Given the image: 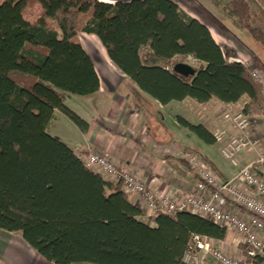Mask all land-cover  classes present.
Wrapping results in <instances>:
<instances>
[{"label": "trees", "instance_id": "trees-1", "mask_svg": "<svg viewBox=\"0 0 264 264\" xmlns=\"http://www.w3.org/2000/svg\"><path fill=\"white\" fill-rule=\"evenodd\" d=\"M208 1L216 10L225 4L233 25L264 47V0ZM37 4L41 14L26 21ZM79 32L100 40L133 83L128 96L138 108L144 100L228 105L248 97L244 113L264 114L250 68L228 61L210 29L173 0H0V229L20 234L53 264H184L194 235L222 240L227 230L189 211L145 223L121 183L88 168L48 131L56 110L89 130L66 105L68 95L100 89ZM190 60L195 75L174 71ZM178 121L217 143L204 125Z\"/></svg>", "mask_w": 264, "mask_h": 264}, {"label": "crops", "instance_id": "crops-1", "mask_svg": "<svg viewBox=\"0 0 264 264\" xmlns=\"http://www.w3.org/2000/svg\"><path fill=\"white\" fill-rule=\"evenodd\" d=\"M185 11L210 29L228 61L258 68L262 71L264 81V69L240 29L230 23L214 22L211 18L206 19L195 12ZM41 12L42 7L37 4L24 18L33 22ZM78 40L90 55L100 78V89L97 93L80 96L82 99L79 105H82L78 114L89 124V130L82 132L77 125H72L63 117L66 115L56 110L55 118L48 128L50 135L65 142L78 157L90 149L109 152L121 168L138 175L160 195L175 189L181 192V196L195 191L196 175L180 158L183 149H194L187 142L201 144L208 153V156H203L204 159L216 169L224 181L234 177L236 168L227 173V170H222L215 162L216 152H221L223 140L207 144L185 129L178 118L192 124H202L214 135L219 129L230 133V130H236L223 121L222 116L228 109L232 112L243 110L248 97L228 105L217 99L199 104L188 98L165 106L156 100H144L142 108H138L128 96L133 83L110 61L100 40L95 35L84 32L78 33ZM191 61L193 63L190 60L189 64ZM74 96L76 95H68L66 101ZM250 117L255 137L262 139L264 114H252ZM263 152V142L258 147L245 148L240 157L241 165H248ZM129 199L141 208L138 197L132 196ZM150 225H155V222L152 220ZM210 239L215 248L230 256L240 258L244 254L245 242L234 230H228L222 240ZM203 256L204 263H215L210 255L204 253ZM0 264L53 263L40 255L20 234L0 229Z\"/></svg>", "mask_w": 264, "mask_h": 264}, {"label": "built area", "instance_id": "built-area-1", "mask_svg": "<svg viewBox=\"0 0 264 264\" xmlns=\"http://www.w3.org/2000/svg\"><path fill=\"white\" fill-rule=\"evenodd\" d=\"M248 67L253 79L262 85L264 100L262 71ZM222 120L238 132L229 134L219 129L215 134L218 140H223V157L237 169V173L224 181L199 152L185 148L180 158L196 175L197 182L195 191L184 196L178 189L160 195L138 175L121 168L109 152L90 149L80 158L105 180L121 183L122 190L129 197H138L145 215L141 220L145 223L151 224L160 214L175 215L189 211L212 220L227 231H236L245 242L244 254L239 258L215 248L209 237L194 235L193 246L184 255V264H206L204 253L214 258L213 264H264V152L246 166H242L240 160L245 148L258 147L264 143V137H255L252 119L243 110L232 112L228 109ZM196 250L199 251L197 254Z\"/></svg>", "mask_w": 264, "mask_h": 264}, {"label": "rangeland", "instance_id": "rangeland-1", "mask_svg": "<svg viewBox=\"0 0 264 264\" xmlns=\"http://www.w3.org/2000/svg\"><path fill=\"white\" fill-rule=\"evenodd\" d=\"M126 1V0H125ZM175 1L177 4H179L182 8H184L187 11L190 12H195L196 14H198L200 17H205L207 18H211L214 22L218 21L220 23L225 22V23H230V25L232 24V19L227 16L226 14V7L225 4L221 5L217 10L209 3L208 0H173ZM35 7V6H34ZM33 7V8H34ZM33 8H31L30 10H28L26 12V14L28 12H30ZM246 38V42L251 46V51L255 54V56L258 58L260 65L262 66V68L264 69V47L261 46L260 44H258L253 37L246 31H242L240 30ZM225 48V51L228 52L227 48ZM191 65H194V63H190ZM80 99H82V97L80 96H74L73 98L67 100V106L73 110L74 108V112L76 114L79 113V108H81V105H79V103L81 102ZM72 107V108H71ZM79 115V114H78ZM80 116V115H79ZM65 119L71 123L72 125H75L69 118H67L66 116ZM229 133V132H228ZM237 131L234 130H230L229 134H237ZM197 141V140H196ZM187 145L191 146L192 148H194L197 152H199L202 156H208V153L206 152L205 149H203L200 145L201 144H197L196 142H187ZM215 162L217 164V166H219L222 170H227L226 172H232L235 167H233L229 161H227L222 153L216 152V158H215ZM225 172V171H224Z\"/></svg>", "mask_w": 264, "mask_h": 264}, {"label": "water", "instance_id": "water-1", "mask_svg": "<svg viewBox=\"0 0 264 264\" xmlns=\"http://www.w3.org/2000/svg\"><path fill=\"white\" fill-rule=\"evenodd\" d=\"M174 71L184 77L195 75L196 69L189 63H178L174 66Z\"/></svg>", "mask_w": 264, "mask_h": 264}, {"label": "bare ground", "instance_id": "bare-ground-1", "mask_svg": "<svg viewBox=\"0 0 264 264\" xmlns=\"http://www.w3.org/2000/svg\"><path fill=\"white\" fill-rule=\"evenodd\" d=\"M102 1L107 2V3H113L112 0H102Z\"/></svg>", "mask_w": 264, "mask_h": 264}]
</instances>
